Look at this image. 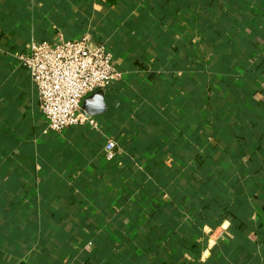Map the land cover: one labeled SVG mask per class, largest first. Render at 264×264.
I'll use <instances>...</instances> for the list:
<instances>
[{"label": "crops", "instance_id": "1", "mask_svg": "<svg viewBox=\"0 0 264 264\" xmlns=\"http://www.w3.org/2000/svg\"><path fill=\"white\" fill-rule=\"evenodd\" d=\"M85 35L122 78L45 133L20 57ZM0 264H264V0H0Z\"/></svg>", "mask_w": 264, "mask_h": 264}, {"label": "built area", "instance_id": "2", "mask_svg": "<svg viewBox=\"0 0 264 264\" xmlns=\"http://www.w3.org/2000/svg\"><path fill=\"white\" fill-rule=\"evenodd\" d=\"M20 62L30 74L39 108L47 120L45 133H60L80 125L101 129L100 121L82 112V103L122 78L106 45L94 43L91 35L81 40L59 36L55 43L34 42L30 55L21 56ZM116 146L113 140L108 141V157H112Z\"/></svg>", "mask_w": 264, "mask_h": 264}, {"label": "water", "instance_id": "3", "mask_svg": "<svg viewBox=\"0 0 264 264\" xmlns=\"http://www.w3.org/2000/svg\"><path fill=\"white\" fill-rule=\"evenodd\" d=\"M90 99H96L97 100V105L96 107H92L89 104ZM105 97H104V92L103 91H97L91 95H89L85 100L82 105V110L84 113L90 116H95L103 113L106 109V105L104 103Z\"/></svg>", "mask_w": 264, "mask_h": 264}, {"label": "trees", "instance_id": "4", "mask_svg": "<svg viewBox=\"0 0 264 264\" xmlns=\"http://www.w3.org/2000/svg\"><path fill=\"white\" fill-rule=\"evenodd\" d=\"M104 1L107 2L111 6H114V5L118 4V2L120 0H104Z\"/></svg>", "mask_w": 264, "mask_h": 264}]
</instances>
